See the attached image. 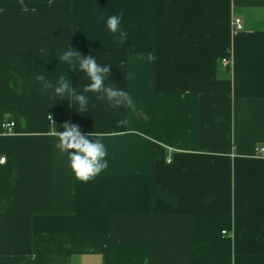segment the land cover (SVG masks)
<instances>
[{
	"label": "crops",
	"instance_id": "1",
	"mask_svg": "<svg viewBox=\"0 0 264 264\" xmlns=\"http://www.w3.org/2000/svg\"><path fill=\"white\" fill-rule=\"evenodd\" d=\"M69 47L134 105L52 100L38 75L90 83ZM68 121L105 145L86 183L55 148ZM258 147L264 0H0V264H264Z\"/></svg>",
	"mask_w": 264,
	"mask_h": 264
},
{
	"label": "clouds",
	"instance_id": "2",
	"mask_svg": "<svg viewBox=\"0 0 264 264\" xmlns=\"http://www.w3.org/2000/svg\"><path fill=\"white\" fill-rule=\"evenodd\" d=\"M121 21L122 15H111L107 18L106 25L110 33H119L118 39L123 43L128 34L121 28ZM60 60L68 64L71 69H74L78 62L79 71L85 74L90 83L83 86L82 91H78L77 88L71 86L69 79H66L63 74L59 75L55 84L47 80L44 75H38L37 80L42 82L43 88L52 90V100L67 98L70 105L72 103L78 105L77 110L80 113L89 111L91 99L89 93L94 94L98 101H107L113 109L134 105L133 99L126 90L114 87L112 84H105L106 78L110 75L111 65L101 66L95 57L84 56L77 50H71V47L63 52ZM91 106L96 107L95 104ZM126 123V120H120L117 125L120 127ZM62 127L63 132L59 130L53 132L56 137L55 148L61 155L67 157L74 178L86 183L107 168L105 145L97 139L90 138L96 135L94 132L84 134L80 131L79 125L70 121L65 122ZM70 149L74 152L69 153Z\"/></svg>",
	"mask_w": 264,
	"mask_h": 264
},
{
	"label": "built area",
	"instance_id": "3",
	"mask_svg": "<svg viewBox=\"0 0 264 264\" xmlns=\"http://www.w3.org/2000/svg\"><path fill=\"white\" fill-rule=\"evenodd\" d=\"M232 26L236 30L241 29V27H242L241 19L239 17L234 18L232 21ZM220 63L223 67H229L231 64V60L228 57H222L220 60ZM13 126H14L13 121H11V120L5 121L3 123L5 133L11 132ZM256 150L259 154H261V155L264 154V147H258ZM4 160H5V157H0V162H4Z\"/></svg>",
	"mask_w": 264,
	"mask_h": 264
}]
</instances>
